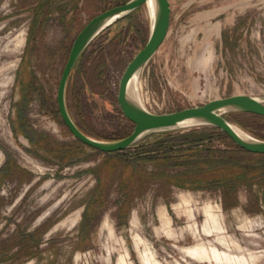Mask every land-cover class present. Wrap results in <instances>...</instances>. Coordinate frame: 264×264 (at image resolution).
Instances as JSON below:
<instances>
[{"label": "rangeland", "instance_id": "rangeland-1", "mask_svg": "<svg viewBox=\"0 0 264 264\" xmlns=\"http://www.w3.org/2000/svg\"><path fill=\"white\" fill-rule=\"evenodd\" d=\"M125 2L0 0V264H145L144 254L147 264H264V186H242L225 207L219 188L172 185L155 174L175 170L152 160L138 161L134 174L126 154L109 163L63 123L57 89L74 39L92 17ZM170 2L169 33L140 78L144 106L164 113L264 96V0ZM150 30L144 5L77 62L67 101L89 135L110 140L133 130L117 101L119 82ZM228 118L264 139L263 118ZM14 161L25 171L12 174ZM121 179L131 182L122 197ZM99 185L105 202L83 229Z\"/></svg>", "mask_w": 264, "mask_h": 264}, {"label": "water", "instance_id": "water-1", "mask_svg": "<svg viewBox=\"0 0 264 264\" xmlns=\"http://www.w3.org/2000/svg\"><path fill=\"white\" fill-rule=\"evenodd\" d=\"M150 1L128 0L112 6L92 17L74 39L57 89L59 113L71 134L89 147L103 153H112L136 147L144 137L154 132L210 125L226 132L230 139L243 149L264 154V139L247 132L227 117L228 114L237 112L264 117V96L231 95L210 100L202 105L164 113L152 112L144 106L139 93L140 78L145 66L157 53L169 33L172 12L170 0H152L154 4L152 14ZM144 5L151 18L150 34L145 45L127 64L117 94L122 114L133 123L134 128L130 134L122 138L110 140L96 138L80 128L68 108L67 88L71 75L78 60L97 36Z\"/></svg>", "mask_w": 264, "mask_h": 264}, {"label": "trees", "instance_id": "trees-1", "mask_svg": "<svg viewBox=\"0 0 264 264\" xmlns=\"http://www.w3.org/2000/svg\"><path fill=\"white\" fill-rule=\"evenodd\" d=\"M155 135V139H143L131 149L102 153L109 163L118 162L121 156L128 155L133 164V174L138 171L136 163L148 159L161 168L175 170L155 174L156 177L167 178L165 180L172 185L191 189L219 188L223 193L225 207L228 206L229 198H235L242 186H264V154L243 149L218 127L202 125L159 131ZM12 166V174L25 171L16 161ZM98 176L100 178L101 175ZM139 176L144 179L147 175L142 172ZM130 183L122 179L119 182L118 192L121 197L129 191ZM103 190L102 185L97 186L94 191L96 197L86 203L83 229L101 213L105 202ZM124 202L123 205L120 204L119 216H122L129 201L126 198ZM28 236L34 240V233Z\"/></svg>", "mask_w": 264, "mask_h": 264}, {"label": "bare ground", "instance_id": "bare-ground-1", "mask_svg": "<svg viewBox=\"0 0 264 264\" xmlns=\"http://www.w3.org/2000/svg\"><path fill=\"white\" fill-rule=\"evenodd\" d=\"M150 5H151V8H152V14H154V4H153V1L151 0L150 1ZM140 93V92H139ZM141 97V96H140ZM143 103V102H142ZM242 130V129H241ZM137 239V238H136ZM140 244H141V242H140ZM213 251V254L215 255V257H217V259L218 258H220V255H219V253L216 251V249L215 250H212ZM225 257V259H227V260H229V257L228 256H224ZM222 260V259H221ZM143 261H144V263L145 264H147L148 263V261H147V254H144V256H143Z\"/></svg>", "mask_w": 264, "mask_h": 264}, {"label": "crops", "instance_id": "crops-1", "mask_svg": "<svg viewBox=\"0 0 264 264\" xmlns=\"http://www.w3.org/2000/svg\"><path fill=\"white\" fill-rule=\"evenodd\" d=\"M117 23V22H116ZM79 61V60H78ZM75 69V68H74ZM74 71V70H73ZM73 74V73H72ZM71 77H72V75H71ZM71 79V78H70ZM40 91H43L42 89H40ZM67 103H68V101H67ZM57 104H58V102H57ZM45 105H46V103H45ZM44 104H43V106H45ZM47 106V105H46ZM68 108H69V106H68ZM70 110V109H69ZM71 113V112H70Z\"/></svg>", "mask_w": 264, "mask_h": 264}]
</instances>
